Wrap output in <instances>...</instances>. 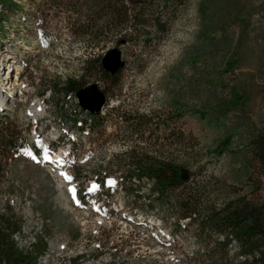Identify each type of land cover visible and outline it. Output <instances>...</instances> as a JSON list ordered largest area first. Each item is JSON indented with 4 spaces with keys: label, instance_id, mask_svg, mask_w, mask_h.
<instances>
[{
    "label": "rangeland",
    "instance_id": "obj_1",
    "mask_svg": "<svg viewBox=\"0 0 264 264\" xmlns=\"http://www.w3.org/2000/svg\"><path fill=\"white\" fill-rule=\"evenodd\" d=\"M16 1L22 12L0 17V57L13 74L0 84L7 101L0 127L24 143L4 155L0 212L21 227L20 203L28 200L37 220L26 223L18 247L29 248L44 225L48 238L40 239L47 247L32 251L37 264H75L72 257L76 264H211L206 250L221 237L199 234L189 216L181 219L175 194L157 198L145 173L129 176L145 169L136 159L170 158L192 171L189 180L203 205L243 193L264 199V177L248 149L249 135L264 131V0H152L165 31L147 23L145 34L133 31L134 38L118 43V31H109L99 44L73 31L72 21L86 20L87 8ZM117 45L125 63L118 84L109 85L93 60L87 68V59ZM72 76L105 86L97 126L81 127L83 116L92 121L90 113L80 109L76 92L61 88ZM33 104L43 106L38 118L28 113ZM137 118L144 123L134 130ZM59 131L64 137L56 149L71 148L65 164L55 168L29 155ZM77 197L82 204L76 206ZM237 250L232 239L215 264L242 260Z\"/></svg>",
    "mask_w": 264,
    "mask_h": 264
},
{
    "label": "trees",
    "instance_id": "obj_2",
    "mask_svg": "<svg viewBox=\"0 0 264 264\" xmlns=\"http://www.w3.org/2000/svg\"><path fill=\"white\" fill-rule=\"evenodd\" d=\"M153 2L152 0H52L51 4L60 10L76 9V12L87 8L88 18L72 21L73 31L78 38L91 37L97 40L94 44H99L101 38L107 36L106 33L109 31H118L113 37L118 43L134 38L133 31L145 34L147 23H155L159 32L165 31L167 22L161 18L160 13L158 15L153 13ZM0 4L3 6V9L0 8V17L4 16L5 18H9L10 15H18L24 7L16 0H0ZM3 27L4 20H0V28ZM128 27L130 30L127 29ZM146 37L145 42L151 39L150 35ZM102 57L103 55H97L88 58L87 68L91 67L92 62L96 63V72L99 74V78H103L109 85L118 84L123 66H120L116 71H111L105 67ZM85 84V78L72 76L67 78L61 88L73 92ZM103 88L107 92L105 86ZM92 115L93 121L89 122L91 127L103 122L104 115L102 113L97 112ZM139 123L141 125L144 122L137 118L132 128L134 130L136 127L138 128ZM173 137L171 134V138ZM178 141L180 142L179 137L176 136V142ZM23 143L18 141V134L14 130L11 135L7 129L0 127V178L6 174L5 153L9 149L19 148ZM248 149L252 154L251 159L257 161L264 177L263 130L256 129L249 135ZM134 164L145 169L143 172L136 173L134 171L129 176L130 178L142 177L145 173L154 182L153 188L157 198L163 199L169 194H175L180 205V217L189 216L191 223L197 225L199 234L209 236V233L215 232L217 237H221L216 241L214 247L206 250L209 252L207 259L212 258L211 264L226 257L228 245L232 239L238 244L237 253L244 258L230 264H264V199L253 201L243 193L228 198L221 205L206 201L203 205L200 193L196 192L189 180L192 171L186 166L170 158L155 159L151 162L136 159ZM10 214H0V264H37L33 250L25 252L16 245L13 235L20 230L19 219ZM37 245H41V249L37 250L40 253L47 247L43 239H40L35 246L37 247ZM72 261L76 264L77 257H72Z\"/></svg>",
    "mask_w": 264,
    "mask_h": 264
},
{
    "label": "bare ground",
    "instance_id": "obj_3",
    "mask_svg": "<svg viewBox=\"0 0 264 264\" xmlns=\"http://www.w3.org/2000/svg\"><path fill=\"white\" fill-rule=\"evenodd\" d=\"M109 62H114V56H112L111 59L109 58ZM81 94H82V100L84 102H90L91 106L93 105V103L96 102V99L98 97V93H96L94 91H90V90L82 92ZM6 105H7L6 97L4 96V90H2V91H0V108L2 109L4 107H6ZM104 106H105V103L102 106V108ZM28 110H29L28 113L31 116L38 118L41 116V112L43 111V106L41 104H33V106H31ZM86 110L90 113V110H88V109H86ZM49 156H51V157H48V159H46L47 161L52 162V161L56 160L55 156H52V155H49ZM20 205H21V207H19V206L18 207H19V209H22L21 212H23V217H22L23 223H22V226L20 227V230L17 231L13 235L17 246H18L17 239H19L20 236H22V234H24L23 232L25 231L26 223H28L29 225H31L32 223H35V225H37V222H36L37 220H35L36 216H35L31 201H28V200H26L25 202L21 201ZM1 207L3 208V210H1V211L4 212L6 210V209H4V205H1ZM43 227H44V225H42L40 232L37 233L36 241L34 243L30 242L29 248L23 249V251H25V252L32 251L34 249V246L38 243L40 237H44L47 240L48 237L45 236V231H44L45 227H44V229H43ZM69 261L71 262V260H69Z\"/></svg>",
    "mask_w": 264,
    "mask_h": 264
},
{
    "label": "water",
    "instance_id": "obj_4",
    "mask_svg": "<svg viewBox=\"0 0 264 264\" xmlns=\"http://www.w3.org/2000/svg\"><path fill=\"white\" fill-rule=\"evenodd\" d=\"M114 56V62H109V58ZM102 62L104 63L105 67L111 71H116L120 66H122L125 62L124 59L122 58V48L117 46H113L108 49V51L103 55L102 57ZM94 91L98 93V97L96 99V102L93 103L91 106L90 102H84L82 100V92L85 91ZM76 94H78L79 99H80V104L87 108L91 109L93 111H99L101 109V106L104 104V101L106 99V93L102 88H100L98 82L96 81H91L88 82V84L82 86L76 91Z\"/></svg>",
    "mask_w": 264,
    "mask_h": 264
},
{
    "label": "snow or ice",
    "instance_id": "obj_5",
    "mask_svg": "<svg viewBox=\"0 0 264 264\" xmlns=\"http://www.w3.org/2000/svg\"><path fill=\"white\" fill-rule=\"evenodd\" d=\"M29 155H31V153H29ZM66 175V178L69 180V181H71L73 178L71 177V176H67V174H65ZM71 191H75V189L73 188V189H70Z\"/></svg>",
    "mask_w": 264,
    "mask_h": 264
},
{
    "label": "built area",
    "instance_id": "obj_6",
    "mask_svg": "<svg viewBox=\"0 0 264 264\" xmlns=\"http://www.w3.org/2000/svg\"><path fill=\"white\" fill-rule=\"evenodd\" d=\"M98 82V81H97ZM17 204V203H16ZM16 204H12V205H16ZM21 207V206H20Z\"/></svg>",
    "mask_w": 264,
    "mask_h": 264
}]
</instances>
